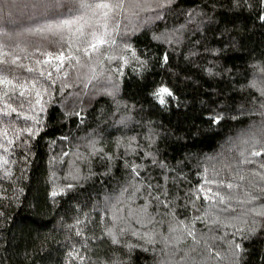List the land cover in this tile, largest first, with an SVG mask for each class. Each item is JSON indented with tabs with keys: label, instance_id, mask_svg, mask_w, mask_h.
I'll use <instances>...</instances> for the list:
<instances>
[{
	"label": "trees",
	"instance_id": "16d2710c",
	"mask_svg": "<svg viewBox=\"0 0 264 264\" xmlns=\"http://www.w3.org/2000/svg\"><path fill=\"white\" fill-rule=\"evenodd\" d=\"M152 7L118 16L108 29L115 43L87 59L71 33L62 42L30 31L54 13L41 16L33 0H0V53H7L0 80L28 88L21 97L19 84L0 83V264H157L167 252L160 236L147 243L131 235L153 228L143 226L146 203L155 221H165L156 224L161 235L183 220L213 251L240 244L234 264H264V219L254 234L242 220L212 222L229 216L219 212L227 204L195 219L209 206L201 187L227 196L224 185L240 183L231 194L243 198L250 172L264 173V154L252 155L264 153V0H164L162 7L154 0ZM61 50L82 64L65 61L56 71L58 60L44 63ZM161 87L173 93L163 105L154 95ZM231 206L239 207L235 199ZM110 228L126 229L120 244ZM192 243L186 237L179 247Z\"/></svg>",
	"mask_w": 264,
	"mask_h": 264
},
{
	"label": "snow or ice",
	"instance_id": "6c2138e0",
	"mask_svg": "<svg viewBox=\"0 0 264 264\" xmlns=\"http://www.w3.org/2000/svg\"><path fill=\"white\" fill-rule=\"evenodd\" d=\"M154 0H33V6L37 9L41 16H44L46 13H54L53 22L46 23L42 27H37L30 29V31L37 33H48L53 36H58L62 42H65V34L71 33L73 37L81 39L84 43V47H77L76 51L82 52L83 57L91 59L92 56L104 54V50L110 47L115 41H110L109 39V27L113 21H116L117 17L123 15L125 19H128L129 16H136L142 11H155L152 7ZM159 6H163L164 0H155ZM64 9V11H61ZM261 19L264 20V16H261ZM7 53H0V64L5 63L2 59V56H6ZM45 55V53H41ZM135 56V53L132 54ZM48 60H45L44 63L50 62L51 59H56L59 61V65L56 67V71L64 66L65 61H68L70 64L74 62L77 65L82 64L81 57L74 56L71 52L65 50L59 51L57 54L47 53ZM167 61L168 57H164ZM13 65L17 64L16 60H12ZM41 63V61H37ZM23 67V65H19ZM29 72H32L34 69L27 68ZM264 71V69H262ZM51 72L48 73L51 76ZM43 75V73H41ZM0 83L10 85L13 89L19 87L23 90L20 91L19 95L23 97L25 92L28 90L26 83H20L19 81L14 84L12 81L4 78L0 80ZM255 87V85H252ZM32 87L35 88V82L32 83ZM262 96H264V88L261 89ZM154 95L159 99L160 104H165L166 100L164 97H171L173 93L167 87H161L158 89ZM36 96H40V92H36ZM37 99V103H39ZM23 105L21 104V107ZM12 112H16V108H11V105H8ZM261 107H264V103L261 104ZM25 120L35 119V117L24 116ZM213 123H219V117H210ZM21 131L27 132L29 136H34L35 133L31 128H23ZM7 136V131L3 133ZM11 143V141H9ZM7 151V149H5ZM264 153L260 151H255L252 153L253 156H260ZM247 163H252V161H246ZM7 163V161H5ZM260 169H264V163L259 165ZM133 172L136 176H139L137 167H133ZM251 179L245 177L243 174H240L238 179L239 181H245L248 179L247 190L243 193V198H236L231 194V190L235 188H244L245 186L237 183L233 184L232 182L224 185L229 189V193L226 195H221L219 192H213L211 188L207 189V192H204L203 187L198 191L203 193V199L209 201V206L207 209H204L203 216L195 217L196 220L204 221L206 218H210L213 215V210L217 208V204L226 205L227 207L220 208L219 212L224 213L228 212L229 216L225 217V220H221L219 215L212 221L216 224L225 223V221L230 222L231 220H242L243 223L248 224V231L254 234L257 231V225L260 219H264V173L260 171L253 170L250 172ZM210 183V181H206ZM148 187H151L150 185ZM218 187H220L218 185ZM127 191V189H125ZM139 191V189H135ZM151 195V193L149 194ZM157 202L160 201V196L153 197ZM196 199H201L200 195L196 196ZM235 199L239 207H232L231 201ZM149 204L146 203L141 206V212L144 214L147 219L144 221L143 226L147 227L149 224H153V228L150 232L144 233L142 236L136 232L132 231V236H137L140 239H146L147 243H155V237L160 236V243L163 244L164 249L167 250L166 256L159 260L157 264H169L170 261H175V264H207L209 259H215L219 261H227L229 264H234V258L237 256L238 251L240 250V244H235V250H229L228 252L213 251L211 246L208 243V238L204 234L198 235L196 230L191 224H186L185 221L180 220L176 224H169L167 228L168 235H161L156 231V224H163L165 221L162 219L160 221H155V217L148 212ZM165 208H168V204H164ZM199 211V210H198ZM165 215L175 216V213H165ZM155 221V224L153 223ZM238 231H243V229H238ZM126 232V229L120 228L118 231L113 229L108 230V235L111 236L113 244H120V237L123 236ZM186 237L192 239V245L184 250L179 247L182 244ZM125 247L131 249L136 247V245L131 243H125ZM147 251V249H144ZM181 253L179 259L176 258L177 253Z\"/></svg>",
	"mask_w": 264,
	"mask_h": 264
}]
</instances>
